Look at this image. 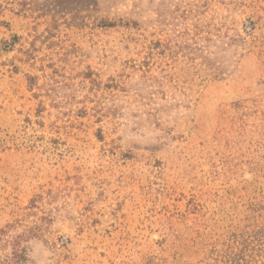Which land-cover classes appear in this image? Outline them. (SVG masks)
Wrapping results in <instances>:
<instances>
[{
  "label": "rangeland",
  "instance_id": "rangeland-1",
  "mask_svg": "<svg viewBox=\"0 0 264 264\" xmlns=\"http://www.w3.org/2000/svg\"><path fill=\"white\" fill-rule=\"evenodd\" d=\"M0 264H264V0H0Z\"/></svg>",
  "mask_w": 264,
  "mask_h": 264
},
{
  "label": "trees",
  "instance_id": "trees-1",
  "mask_svg": "<svg viewBox=\"0 0 264 264\" xmlns=\"http://www.w3.org/2000/svg\"><path fill=\"white\" fill-rule=\"evenodd\" d=\"M107 25H109V24H107Z\"/></svg>",
  "mask_w": 264,
  "mask_h": 264
}]
</instances>
